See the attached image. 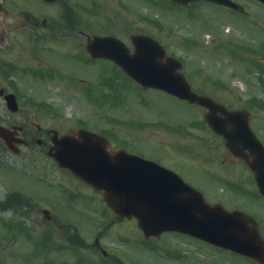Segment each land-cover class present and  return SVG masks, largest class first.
<instances>
[{
  "label": "rangeland",
  "instance_id": "rangeland-1",
  "mask_svg": "<svg viewBox=\"0 0 264 264\" xmlns=\"http://www.w3.org/2000/svg\"><path fill=\"white\" fill-rule=\"evenodd\" d=\"M137 6L139 7L136 12H144L149 18H142L145 23L131 16L130 21L127 20L128 15L123 10L116 15L113 11L115 7L112 6L110 17L105 18L101 13L96 18L99 25L95 23L92 29H97L94 31L99 34L117 32L125 40H129L130 30L153 35L170 53L179 54L189 61L184 70L186 74L193 76L195 90L198 87L201 92L214 96L227 106L244 105L236 97L237 94L245 99L251 96L259 98L260 101L256 100L254 105L252 103L248 106L252 109V127L264 142V85L262 89L259 85V76L264 80V72L255 65L254 52L241 53L235 46L237 43L246 45V48L251 46L259 49L264 45V34H259L261 27H264V10L249 3L251 17L247 21L248 25L241 17L233 19L232 16L215 12L210 7L198 6L196 12L189 14L182 8L158 3L156 0H143ZM128 10L132 13L133 8ZM151 18H156L157 22ZM222 24L224 27L232 24V36L222 32ZM256 30L259 31L255 32ZM253 32L259 35L252 36ZM191 43L199 48L191 47ZM98 65L95 71L97 78H93V73L86 74L91 76L89 83L67 82L59 84L61 87L47 85L53 81L51 76L54 73L50 71H45L44 75L34 77L33 80L29 74H24L25 70L23 74L18 73L21 76L11 75L9 81L15 82L17 90L22 94L19 99L20 111L10 113L0 96V115L3 122L7 125H27L26 133L29 132V137H32L34 127L31 126L30 116L39 114V111L31 106L33 104L27 96L33 94L31 85L45 87L44 98H49L48 103H65L58 112L65 111L66 118L64 120L39 114L37 122L45 129L56 128L62 131L68 125L74 126L71 123H77L75 120L80 115L82 120L78 123L83 120L98 121L97 119L101 120L106 116L105 113L112 114L116 116L114 125L123 123L118 126L123 133L114 130L112 136L109 134L112 138L119 137L112 141L115 146H122L135 154L175 169L210 201L218 199L229 208L242 207L250 212L257 205L264 209V205L258 202L252 173L238 161L228 160L229 154L222 139L199 126L188 127L187 131L179 135L183 124L189 122L191 117L193 120L202 118V109L191 107L184 101L157 91L142 89L126 77L117 80L118 72L108 61L99 62ZM62 66L68 67L71 63L63 62ZM195 67L200 69V75L196 73ZM69 72L71 71L63 69L59 73V80L69 81ZM0 81V87L6 84V79L1 74ZM218 82H222V85H218ZM62 91L65 97L61 95ZM154 121L160 125L151 124L143 130L144 125ZM114 129L117 128L114 126ZM108 130L111 129L101 128L102 133H108ZM37 134L36 132L35 135ZM192 138L195 140L191 141ZM21 148V154L17 155L0 146V164H4L0 166V198L8 190L20 191L19 193L32 198L34 206L31 204L23 207L19 216L14 214V209L2 207L0 220L24 218V210L28 209V221L34 230V236L30 243L31 239L24 235V231L12 242L10 236L5 234L8 240H0L5 244L0 251V264H44L47 263L46 259L53 260V264L73 261L113 264L94 249L93 242L96 237L99 238L101 246L117 258L116 264H242L239 260L230 258L232 256L219 255L207 247L205 251L204 246L196 242H188L171 235H166L159 243L153 244L158 248L157 251L151 250V245L141 243L142 233L135 220L112 222V213L103 208L101 200L92 191L86 190L73 178L62 179L64 174L59 176L53 172L57 167L46 159L43 149L36 146ZM56 178L62 179V182L56 183ZM229 188L240 192H231ZM44 209L51 210L53 214L50 222L43 219L41 210ZM76 230L83 239L79 242L80 245L75 238L77 243L72 240ZM48 232L56 233V237L52 236L53 243L63 244L62 249L44 251V243L40 239ZM67 242L75 244L79 250L67 246Z\"/></svg>",
  "mask_w": 264,
  "mask_h": 264
},
{
  "label": "water",
  "instance_id": "water-1",
  "mask_svg": "<svg viewBox=\"0 0 264 264\" xmlns=\"http://www.w3.org/2000/svg\"><path fill=\"white\" fill-rule=\"evenodd\" d=\"M173 1L191 3L193 0ZM134 41L138 51L132 57L125 55L124 51H119L123 48L111 45L113 41L106 38L96 37L89 48L95 56L116 61L144 86L161 88L207 106L211 111L206 114V119L213 129L226 137L228 147L234 152L243 154V148H249L254 157L249 164L256 171L257 178L264 180V152L256 141L250 140L251 131L246 113L227 111L225 107L215 105L207 98L193 95L174 72L176 64L172 59L162 63L160 57L164 55L163 49L156 41L148 37L135 38ZM169 73L173 76L170 78L177 79L181 87L176 88L169 84L168 80H164ZM181 84L185 87L183 93ZM8 105L11 109L16 105L14 95L8 98ZM218 112L224 114V117H218ZM0 137L11 145L12 133L1 126ZM53 142L54 146L48 154L61 167L70 169L96 190H101L103 200L121 218L137 217L146 236L175 227L236 250L239 246L238 239L258 246V243L251 239L255 231L248 217L238 212H227L220 206L208 205L200 193L157 164L122 150L111 153L105 139L88 132L66 135L54 139ZM259 185L264 192V182H259ZM253 253L249 252L264 262V250Z\"/></svg>",
  "mask_w": 264,
  "mask_h": 264
},
{
  "label": "flooded vegetation",
  "instance_id": "flooded-vegetation-1",
  "mask_svg": "<svg viewBox=\"0 0 264 264\" xmlns=\"http://www.w3.org/2000/svg\"><path fill=\"white\" fill-rule=\"evenodd\" d=\"M255 4L263 7L260 2L256 1ZM112 6L116 15L123 10L128 15L127 20L130 21V16L138 19L135 11L132 15L128 10L131 3L127 0H0V70L10 69L22 74L28 70L24 72L32 77L50 71L54 73L51 76L53 81L47 85L56 87L67 82L89 83L91 76L86 74L93 73V78H97L95 71L99 62L108 61L94 57L87 49L89 39L97 35L94 31L97 29H92V26L101 13L109 18ZM63 62L71 63V66L64 67ZM63 69L71 71L69 81L59 80V73ZM0 74L6 78L4 85L9 88L12 82L4 73ZM34 129L38 133L43 131V137L33 135L27 140V145L48 148L50 143L44 136H49L51 129L36 126ZM252 215L258 221L264 238V209H257ZM0 240H4L2 230ZM2 246L3 242H0V251ZM239 257L243 260L242 264H263Z\"/></svg>",
  "mask_w": 264,
  "mask_h": 264
}]
</instances>
